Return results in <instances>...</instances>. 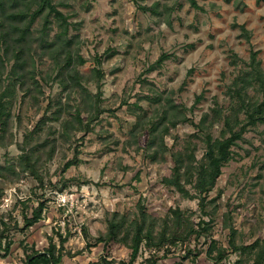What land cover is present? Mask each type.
<instances>
[{
	"label": "rangeland",
	"instance_id": "374dc122",
	"mask_svg": "<svg viewBox=\"0 0 264 264\" xmlns=\"http://www.w3.org/2000/svg\"><path fill=\"white\" fill-rule=\"evenodd\" d=\"M192 1L53 0L65 25L50 17L47 41L68 46L43 50L33 40L23 84L3 99L0 233L10 254L1 259L21 264L67 237L75 258L62 264H128V244L88 247L115 216L130 233L142 221L153 237L201 232L159 248L142 242L132 264L205 255L211 242L225 253L221 263L252 264L254 252L240 248L264 241V124L250 125L247 113L262 94L252 81L239 91L241 108L237 92L252 55L264 68V0ZM229 127L242 138L207 195L194 178L181 179L186 195L165 183L175 154L193 153L196 166L206 138H228ZM40 204V220L24 229Z\"/></svg>",
	"mask_w": 264,
	"mask_h": 264
},
{
	"label": "trees",
	"instance_id": "16d2710c",
	"mask_svg": "<svg viewBox=\"0 0 264 264\" xmlns=\"http://www.w3.org/2000/svg\"><path fill=\"white\" fill-rule=\"evenodd\" d=\"M192 5L195 3L190 0ZM53 0H0V140L1 132L6 131L8 121L10 119V112L7 107V101L3 99L9 98L13 89L23 84L25 79V67L27 66L29 58V48L31 44L35 42L43 50H50L54 46L56 49L62 50L68 46L69 42L60 46L59 42L47 41L48 26L50 24L49 18L52 17L59 22L60 27L65 25V18L56 10L53 5ZM35 5V10H31V6ZM39 18H43L44 23L42 26L41 34L35 38L32 35V27L35 21ZM59 47V48H58ZM58 51V50H57ZM165 59L164 56H160L157 64H160ZM12 62L10 69L7 73V80L9 83L5 86V91L1 93L2 75L7 69V65ZM71 64V59L66 57L64 59L63 70L67 71V68ZM76 73L71 78L76 80ZM242 86L238 89L237 95L240 100L241 108H244L243 100L239 91H244L246 87L251 84L252 81L257 82L259 86V92L262 94V101L260 104L251 108V112L247 113V118L250 125L256 123L264 124V68L259 66V63L255 61V55L251 57V70L244 73V76L239 78ZM227 125V124H226ZM230 136L223 140L212 141L209 137L206 138L205 153L198 162V165L193 166L194 156L193 153L184 152L183 154H175L173 156L174 171L170 179H165L167 185L173 186L179 193L187 194L181 185V179L188 183L187 180L194 178V188L198 195H207L214 187L216 180L221 175V169L231 159V148L235 146L236 141L242 138V130L233 132L230 127ZM70 163L65 165L67 168ZM1 169V167H0ZM43 205L40 204L38 209L34 210L31 217H24V229H28L36 224L41 218V212ZM107 232L103 237L95 239L94 243L88 245V247H94L99 243H121L128 244L131 249V260L128 264H132L133 260L137 256L139 247L142 242H145L148 248L162 247L166 242L172 244L175 241L188 239L194 235L195 239L201 236L200 231H195L192 228H186L183 235L180 237H171L168 239L166 235L160 234L157 237H153L152 233H144L143 221L137 224L132 232L126 228V221L123 218H116L113 216L107 222ZM206 225V223H203ZM2 234L0 233V259L6 258L9 253L10 243H2ZM67 237L64 239L60 237L58 241V247L54 243H49L48 247L42 251L32 250L29 254H26L24 261L21 264H62L63 258H72L73 255L64 251V243ZM212 246L208 247L205 252V257L211 262L217 264L221 263L224 259L225 253L216 249L214 242ZM238 249V248H237ZM240 250L247 253L254 252V258L252 264H264V241H256L247 247H241ZM39 252L42 254L37 255ZM215 254V255H213ZM37 255V256H35ZM33 257L30 260V257ZM186 257H183V259ZM159 258L150 257L144 264H155ZM88 264H127L125 261H106V259H100L96 262ZM235 264H240L236 262Z\"/></svg>",
	"mask_w": 264,
	"mask_h": 264
},
{
	"label": "crops",
	"instance_id": "0c3cea01",
	"mask_svg": "<svg viewBox=\"0 0 264 264\" xmlns=\"http://www.w3.org/2000/svg\"><path fill=\"white\" fill-rule=\"evenodd\" d=\"M0 264H18V263L15 260V258H11V259H0ZM155 264H215V263L208 260L205 257V255L200 254V255H189L188 257L184 259L172 257V256L165 257V258H159ZM217 264H225V263H217Z\"/></svg>",
	"mask_w": 264,
	"mask_h": 264
},
{
	"label": "water",
	"instance_id": "95a60500",
	"mask_svg": "<svg viewBox=\"0 0 264 264\" xmlns=\"http://www.w3.org/2000/svg\"><path fill=\"white\" fill-rule=\"evenodd\" d=\"M39 254H42L41 252H39L37 255H39ZM37 255H35V256H37ZM35 256H32V257H30V260L33 258V257H35Z\"/></svg>",
	"mask_w": 264,
	"mask_h": 264
}]
</instances>
